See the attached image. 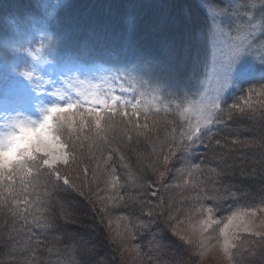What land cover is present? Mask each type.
<instances>
[{
	"label": "trees",
	"instance_id": "trees-1",
	"mask_svg": "<svg viewBox=\"0 0 264 264\" xmlns=\"http://www.w3.org/2000/svg\"><path fill=\"white\" fill-rule=\"evenodd\" d=\"M42 2L0 0V36L12 17L42 15ZM261 11L264 15V10ZM204 15L197 0H67L56 10L49 27L53 46L58 45L71 55L90 57L103 63L135 64V71L146 80L153 83L165 80L173 86V81L158 75L159 69L153 66L145 69L142 66L144 60L161 61L165 51L170 50L180 59L182 43L186 38L180 30L187 29L189 23H199ZM72 23H76L74 30ZM67 29L73 31L70 38L64 34ZM106 50L117 53L118 58L108 55ZM175 72L177 75V69ZM179 77L185 79L186 74L180 71ZM259 83H264V76L246 81L241 85L240 92L227 99L223 106L226 108L237 102L249 86ZM166 114L163 118L177 120L173 113ZM220 120L189 151L181 148L183 160L180 159L187 167L200 165V170L194 171V174L203 180L204 188L214 184L208 195L216 191L213 196L219 197L209 202L218 217L264 200V174L260 171L261 166L254 162L264 158V150L245 144L246 139L264 131V110L235 111L231 117L222 112ZM164 138L166 142L160 152L168 148L166 145L175 144L169 135ZM135 140L106 136L105 141L98 145L102 160L100 167L106 171L114 169L111 176L117 180L112 193L117 196L115 213L136 225L133 237L137 249L146 257L147 264H156L152 255L154 247H157L155 241L160 236L163 238V234L151 222L156 218L161 224L165 222L158 214L147 215L152 211L149 210L152 204L160 203L158 192L157 198L151 196L155 178L148 166L157 161L155 157L160 152L155 153V149L159 145L152 152L147 142ZM188 144L187 140L183 141V145ZM139 154L149 156V162H144L146 158L141 161ZM33 177L32 174L28 179L33 181ZM39 181L27 184L26 191L21 188L14 190L16 194L8 198H2L3 193H0V264H127L120 256L122 250H118L110 239L105 215L96 205L91 191L83 188L73 190L68 186L66 191H55L51 182ZM38 205L51 227L35 228L25 225L21 219V216H26L29 222L32 221L33 216L38 214ZM59 207L64 208V214ZM26 208H30V212L25 211ZM67 213L77 216L74 222H66ZM53 242L59 245L52 246Z\"/></svg>",
	"mask_w": 264,
	"mask_h": 264
},
{
	"label": "rangeland",
	"instance_id": "rangeland-1",
	"mask_svg": "<svg viewBox=\"0 0 264 264\" xmlns=\"http://www.w3.org/2000/svg\"><path fill=\"white\" fill-rule=\"evenodd\" d=\"M65 2L67 0H43L42 15L26 16L23 18L14 16L9 19L6 28L3 30V35L0 36V131H7L6 125L13 119L42 121L48 108L56 103H60L63 106L68 99V95H71L73 101H75V82L72 84L66 82L70 76L78 75L81 79L94 77L93 83L98 84L105 91L106 95L109 97L112 95L119 96L128 101L125 110L128 111L129 116L133 107L139 108L141 110L140 115L132 119L141 126L144 124L148 125L147 128H132L127 125V117L115 116L110 124L107 121V117H105L101 121L99 129L96 128L95 121L91 118L81 128L77 118L74 121L73 130L69 132L67 127H65L64 135L62 136V141L68 145L66 152L70 153V164L73 174L79 177L75 183L80 188L92 192L96 199V205L105 215L110 239L118 250H122L120 256L126 260L127 264H147L146 257L137 249L134 237L132 240L117 238V232L123 233L126 228L134 234L136 225L115 213L114 205L117 203V196L112 193L117 180L111 176V172L114 173L115 171L113 168L110 171H106L100 167L102 160H100L98 154V145L100 142L105 141L106 136L110 135H112V138L115 137L117 139H129L131 137L130 141L134 138L136 139L135 142L139 140L147 142L151 146L150 151L159 145L155 149V153L157 152L158 154L162 148L161 142H166L164 141V136L169 135L175 141V144L172 145L173 154L168 164L163 165L161 163L162 165L159 166L156 172H153L152 167L148 166L155 178V183L151 187L152 193L158 192L159 198L153 194L151 196L157 198L160 202L158 203L160 206L152 204L153 206L149 210H152L153 215L158 214L162 216L165 222H163L165 225L161 224L157 218H153L154 221L153 223L151 222V225L157 227L160 230L158 232L163 234V238L161 236L156 238L155 243L158 248L154 247L153 259L156 260V264H229L228 258L223 254L221 244L217 243L207 248L202 254L197 246L201 243L208 244V240L204 238L206 234L202 233V226L199 223L200 219H207L211 215L214 220L221 221L219 225L214 224L209 229L214 235H218L219 227L223 226L225 218L231 215V213L222 217L216 215L209 203L215 200L211 199V197H213L216 191L209 196L211 186L209 185L204 188L205 183L194 174V171L191 176L188 175L190 167L182 165L181 160H183V156L181 155V149L177 150L174 147L177 143H180V129L187 126V120L181 116L182 110L188 108L191 101L199 98L195 79L189 81L186 78L181 79L176 75L175 70L178 68L181 58H176L177 55L171 50L165 51L166 53L161 61L145 59L142 66L148 70L151 66L159 69L158 75L173 81V86L164 79L165 82L160 80L153 83L143 78V75L139 72L131 71L130 69L127 74L132 76L133 79H125L112 83L111 79L106 78L110 75L108 68L114 63H103L94 60V58L89 57L87 59L83 56H80V58L85 61H95V67L98 71H94L93 73H70L65 71L66 58L71 54L67 53L65 49H60L58 45L53 46L54 40L53 43L49 44L48 38H51V35L47 31L48 24L56 10ZM197 2H202V0H197ZM262 3H264V0H221L218 6L225 7L231 5L230 11L237 17L238 23L243 21L246 12L249 15L254 14L256 22H259L263 14L260 8ZM253 4L256 7L250 8L249 6ZM73 24L72 30H74L76 23ZM72 30L67 29L64 31V34L70 38V35L73 34ZM180 32L186 36L187 29L182 28ZM165 42L171 41L165 40ZM262 42H264V37L258 36L255 47L259 48ZM42 44L45 45L43 48L41 47ZM34 56L40 59H34ZM263 65L251 56L243 57L234 68L232 82L221 97V102L224 103L227 99L240 92L241 85L246 81L255 77H263ZM120 71L121 74L125 73L124 68H121ZM26 72L33 73L31 78L25 76ZM115 74V70H113L111 75ZM139 79L144 81L143 87L140 86ZM178 80L179 82H177ZM121 83L124 85L123 91L120 87ZM54 92L64 95V99H60L54 95ZM177 105H180V108H177ZM82 106L84 108L78 110L86 112V109L90 105L85 103ZM258 109L264 110V97L254 99L253 107L245 111L255 112ZM74 111H77V109H74ZM166 113H173L176 115L177 120L163 118L167 116ZM216 124H213L211 129ZM173 129L176 130L175 133H173ZM69 135L71 136L70 139ZM246 140L245 144L250 145L251 148L264 150V131ZM199 142L200 140L196 144ZM168 150L167 148L163 153L167 154ZM89 154L91 155L86 161L85 159ZM150 155L152 156L151 152ZM73 156L76 161L75 163H71ZM91 156H94V158L92 159ZM139 156L141 157V161L146 158L147 161L144 162H149V156L145 154H139ZM186 156L191 157V155ZM105 157L108 158L106 155ZM160 160L162 161L163 157ZM254 162L257 166H261L260 171L264 174V158L255 159ZM57 167L63 169L67 166L59 164ZM85 169H87L86 174ZM48 171L47 168L41 167L40 175L37 176L35 170H33V184H36L35 182L39 179H44L45 182V174ZM159 171H165L163 181L158 180ZM184 180H187L188 183H183ZM18 184L20 185L19 178L12 183L11 194L7 190V186L0 187V193H3L1 197L6 196L8 198L15 195L16 193H13L15 192L14 190L20 188ZM56 184V187L52 185L55 191L58 189L66 191L67 188L63 185V181H57ZM224 184L223 186L227 185V183ZM107 193L109 194L107 195ZM201 205L204 208H212L213 212L210 214L205 213L201 216L199 213ZM63 209V207H59V210ZM69 215L70 213L65 214L66 222H74L76 215L72 214L73 217L71 215L69 217ZM169 216H174L180 221H185L183 225L177 228V231L186 237L185 240H180L172 234L170 226L172 222L169 220ZM189 217L191 219H188ZM248 219L253 226L252 232H245L242 224L238 227L230 226L229 229L235 233L233 243L239 248L236 259L243 261L244 264H262L264 238L255 233L264 230L258 227L264 223V213L258 212L255 217H249ZM51 245L58 246L59 243L53 242ZM102 261L104 260L102 259ZM152 264H155V262Z\"/></svg>",
	"mask_w": 264,
	"mask_h": 264
},
{
	"label": "snow or ice",
	"instance_id": "snow-or-ice-1",
	"mask_svg": "<svg viewBox=\"0 0 264 264\" xmlns=\"http://www.w3.org/2000/svg\"><path fill=\"white\" fill-rule=\"evenodd\" d=\"M221 0H202L198 2L205 15L199 23H189L187 26V33L184 42L182 43L181 59L177 68V76L179 77L180 71L186 74V79L191 81L195 79L197 84L198 99L191 101L190 106L181 112L183 119L187 120V126L182 127L179 132L180 143H177L175 149H183L189 151L191 146L201 139L202 136L209 134L211 126L215 123H220V114L227 112L229 117L233 111L243 113L246 109L253 107V100L256 98L264 97V83L249 86L242 95L239 96L237 102L232 103L228 107H224L221 102V97L229 88L232 82V73L237 63L245 56H251L259 63L264 64V42L260 47H255L258 36L264 37V15L261 16L259 22H256V16L245 13L243 21L237 22V17L230 11L231 5L220 7L218 6ZM250 8L256 5H250ZM264 10V3L260 5ZM49 44L53 43L49 37ZM45 45L42 44L43 48ZM108 55L118 58V54L106 50ZM259 53V55H257ZM34 59H40L35 57ZM121 68L125 69V73L121 74ZM64 69L70 73H93L98 71L95 67V61H85L80 56L69 55L66 58ZM135 71V64L127 65L121 63H114L108 68L109 77L112 83L120 80L133 79L128 75V70ZM115 70V75L111 73ZM32 72H26L25 76L31 78ZM94 78V77H93ZM93 78L81 79L78 75H73L66 80L67 83L72 84L75 82L76 99L73 101L71 95H68L66 103L61 106L60 103L48 108L46 115L42 121L34 123L33 127H41L45 123L51 125L50 139L47 147L39 148L36 151L30 152L24 156L15 157L10 163L0 166V187L7 186V190L11 194L12 183L19 178L20 188L26 191L27 184H33L28 177L33 174V170L37 176L40 175V168L45 167L49 171L45 174V182H51L53 187H56L57 181H63L64 186H68L73 190H80V186L75 183L78 176L73 174V169L70 164V153L66 152L68 145L62 141L64 129L67 127L69 132L73 130L74 121L78 118L81 128L89 118L95 121L97 129L101 126V121L107 117L110 124L113 117H127V125L132 128L139 129L140 127L147 128L148 125L143 126L137 124L132 118L138 117L141 110L133 107L131 115L129 116L126 107L128 101L119 96H108L105 91L101 89L98 84L93 83ZM179 82V80L177 81ZM140 86L143 87L144 81L139 79ZM121 90H124L123 83L120 84ZM54 95L60 99H64V95L59 92H54ZM90 106L85 111H79L83 104ZM119 105V106H117ZM180 108V105H177ZM77 109V111H74ZM27 119H13L7 125V131H0V152L7 153L9 151V141L13 136L19 134V129L25 126ZM193 120L195 121L193 123ZM173 129V133H175ZM71 136L69 135V139ZM131 137H129L130 139ZM175 139V137H173ZM187 140L189 144L183 145V141ZM163 144V142H161ZM216 143L219 145L220 141ZM168 153L164 154L161 151L157 155V161L150 165L153 172L158 171L159 165H167L171 155L173 154V146L166 145ZM163 160H160V156ZM74 156L71 158V163H75ZM63 164L67 167L61 169L57 165ZM200 165H192L188 169V175L191 176L193 171H199ZM85 174L87 169L84 170ZM214 171V170H213ZM165 171H159L158 180L163 181ZM54 178V179H53ZM37 180L35 183H39ZM183 183L187 184L188 181L184 180ZM154 196L155 192L152 193ZM83 195V192H81ZM218 196H213L211 199H217ZM39 199V197H37ZM120 200L123 197H119ZM27 204V200H25ZM41 206L37 207V215L33 216L32 221H28L26 216H21L25 225H31L35 228L51 227L52 225L44 217L40 211ZM25 211L30 212V208ZM212 208H204L202 205L199 208V213L203 216L205 213H212ZM264 213V200L259 205L244 206L231 212V215L225 218L223 226L219 227L218 235H214L209 231L212 225H219L221 221L214 220L211 215L207 219H200L199 223L202 226V233L206 234L205 239L208 244L201 243L197 247L200 249L201 254L207 248L219 243L221 244L223 254L228 258L229 264H244L243 261L237 260L236 256L239 248L233 243L235 233L230 231V226L238 227L241 224L244 226L245 232H252L253 226L249 217H255L257 213ZM148 216H152L153 212L149 211ZM123 219V218H119ZM188 219H191L189 217ZM171 223L172 234L177 236L180 240H185L186 237L177 231V228L185 223L180 221L177 217L169 216ZM264 229V223L258 226ZM256 235L264 238V230L258 231ZM117 238L132 240L134 234L128 231L127 228L123 233L117 232ZM127 250V249H126ZM199 258V257H198ZM264 264V256L261 258Z\"/></svg>",
	"mask_w": 264,
	"mask_h": 264
},
{
	"label": "clouds",
	"instance_id": "clouds-1",
	"mask_svg": "<svg viewBox=\"0 0 264 264\" xmlns=\"http://www.w3.org/2000/svg\"><path fill=\"white\" fill-rule=\"evenodd\" d=\"M34 123L39 122L27 119L25 126L19 129V134L9 141V151L0 152V166L10 163L17 156H24L39 148L47 147L51 125L45 123L41 127H33Z\"/></svg>",
	"mask_w": 264,
	"mask_h": 264
}]
</instances>
